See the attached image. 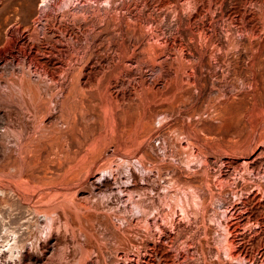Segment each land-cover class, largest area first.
<instances>
[{
    "label": "rangeland",
    "instance_id": "rangeland-1",
    "mask_svg": "<svg viewBox=\"0 0 264 264\" xmlns=\"http://www.w3.org/2000/svg\"><path fill=\"white\" fill-rule=\"evenodd\" d=\"M41 2L0 0V264H264V0Z\"/></svg>",
    "mask_w": 264,
    "mask_h": 264
},
{
    "label": "bare ground",
    "instance_id": "bare-ground-1",
    "mask_svg": "<svg viewBox=\"0 0 264 264\" xmlns=\"http://www.w3.org/2000/svg\"><path fill=\"white\" fill-rule=\"evenodd\" d=\"M31 1H32V0H31ZM50 1H51V0H42V2H41L40 5H42V4H47V3L50 2ZM26 3H27L28 6L30 5V2H29V1L26 2ZM22 4H23V3H22ZM24 5H25V4H24ZM22 6H23V5H22ZM16 20H17V18H16ZM50 25H51V24H50ZM17 28H18V27H17ZM33 28H35V27H33ZM50 28H51V27H50ZM18 29H19V28H18ZM7 30H8V29H7ZM35 30H37V29L35 28ZM35 30H33V31H35ZM11 32H12V31H11ZM11 32H10V33H11ZM45 32H46V31H45ZM47 32H48V31H47ZM5 33H6V31H5ZM29 33H30V32H29ZM13 34H14V33H13ZM33 34H34V33H33ZM38 34H39V33H38ZM14 35H15V34H14ZM6 37H8V38L10 37V38H9L10 41H11L12 38L14 39V36H11V35H7ZM45 38H46V37H45ZM40 39H41V38H40ZM9 40H7V41H9ZM17 40H18V39H16V41H17ZM7 41L5 40L6 44H7ZM10 41H9V42H10ZM16 41H15V42H16ZM39 42H40V41H39ZM44 42H45V41H44ZM57 42H58V41H57ZM12 43H13V41H12ZM12 43H10V44L12 45ZM26 44H27V43H26ZM11 45H10V46H11ZM30 46H31V45H30ZM8 47H9V45H8ZM33 47H34V46H33ZM10 48H11V47H10ZM12 48H13V47H12ZM41 48H42V47H41ZM30 49H31V48H30ZM9 50H10V49H9ZM36 50H37V49H36ZM41 50H42V49H41ZM73 51H74V50H73ZM26 52H27V51H26ZM37 52H40V53H41L40 50H39V51L37 50ZM44 52H45V51H44ZM6 53H7V52H6ZM29 53H30V52H29ZM32 53H33V52H32ZM51 53H52V52H51ZM74 53H75V52H74ZM77 53H78V52H77ZM35 54H36V53H35ZM42 54H44V53H42ZM42 54H41V55H42ZM46 54H47V53H46ZM49 54H50V53H49ZM66 55H67V54H66ZM73 55H74V54H73ZM33 56H34V55H33ZM39 56H40V55H38V56L35 55V57H36L35 59L37 60L36 63H39L40 65H42V66L44 67V65H47V64H46V61H47V60L45 61V60L41 59ZM47 56H48V54H47ZM47 56H46V57H47ZM50 56H51V55H50ZM76 56H77V55H76ZM65 57H67V56H65ZM73 57H74V56H73ZM69 58H70V57H69ZM49 59H50V58L48 57V60H49ZM59 59H60V58H59ZM71 59H72V58H71ZM73 59H74V58H73ZM30 60H31V59H30ZM34 61H35V60H34ZM6 62H7V61H6ZM12 64H13V63H12ZM48 64H49V63H48ZM53 65H54V64H53ZM55 65H56V64H55ZM35 66H36V65H35ZM59 67H60V70H61V67H62V66H59ZM59 67H58V68H59ZM73 67H74V66H73ZM62 68H63V67H62ZM14 69H15V68H14ZM22 69H23V68H22ZM27 69H28V68H27ZM12 70H13V69H12ZM45 70H46V69H45ZM56 70H57V69H56ZM23 71H24V70H23ZM37 72H38V71H37ZM46 72H47V71H46ZM49 72H50V71H49ZM53 72H55V71H53ZM59 72H61V71H59ZM59 72L56 71L55 73H59ZM62 72H63V71H62ZM16 73H17V72H16ZM26 73H27V72H26ZM32 73H33V72H32ZM34 73H35V72H34ZM1 74H2V73H1ZM11 74H12V73H11ZM19 74H20V73H19ZM49 74H50V73H49ZM52 74H53V73H52ZM60 74H61V73H60ZM35 75H36V74H35ZM53 75H54V74H53ZM63 75H64V74H63ZM11 76H12V75H11ZM14 76H15V75H14ZM22 76H23V75H22ZM30 76H31V75H30ZM36 76H37V75H36ZM50 76H51V79H52V78H53L52 75H50ZM58 76H59V74L57 75V77H58ZM20 78H21V76H20ZM22 78H23V77H22ZM24 78H25V77H24ZM27 78H28V77H27ZM27 78H26V79H27ZM40 78H41V75H40ZM45 78H46V77H45ZM12 79H13V78H12ZM30 79H32V78H30ZM49 79H50V78H49ZM56 79H57V78H56ZM72 79H73V77H72ZM4 80H5V79H4ZM20 80H21V79H20ZM27 80L29 81V79H27ZM41 80H43V78H41L40 81H41ZM45 80H46V79H45ZM54 80H55V79H54ZM54 80H53V82H54ZM57 80H58V79H57ZM59 80H60V79H59ZM7 81H8V80H7ZM21 81H22V80H21ZM71 81H72V80H71ZM76 81H77V80H76ZM11 82H12V80H11ZM23 82H24V81H23ZM49 82H50V81H49ZM51 82H52V81H51ZM68 82H70V81H68ZM1 83H2V82H1ZM26 83H27V81H26ZM28 83H29V82H28ZM31 83H32V80H31ZM31 83H30V85H31ZM55 83H56V82H55ZM76 83H78V82H76ZM7 84H8V83H7ZM18 84H20V81H19ZM21 84H22V82H21ZM37 84H38V83H37ZM3 85H4V84H3ZM5 85H6V84H5ZM23 85H24V84H23ZM33 85H34V87H35L36 84H33ZM10 86H11V85H10ZM10 86H8V87H10ZM74 86H75V85H74ZM19 87H21V86H19ZM22 87H23V86H22ZM24 87H25V86H24ZM27 87L29 88L28 90H29L30 93H33V92L35 91V89H34L32 86H27ZM41 87H42V86H41ZM37 88H38V87H37ZM62 89H63V88H62ZM59 90H60V89H59ZM0 92H1V91H0ZM28 94H29V93H28ZM38 95H39V94H38ZM41 95H42V94H41ZM41 95H40V97H41ZM42 96H43V95H42ZM26 97H27V96H26ZM30 97H31V96H30ZM33 97H34V98H33ZM28 98H29V97H28ZM32 98H33V99H32ZM32 98H30V99L33 100V103H34L35 106H36V110H33V111H34V112L36 111L35 113L39 116V115H40L39 113H40V112H41V113L44 112L43 110H44V108L47 109V106H45V105H44V102L41 100V99H43V98H40V99H39L38 96H37V94H35V92L32 94ZM44 99H45V98H44ZM67 99H68V98H67ZM3 100H4V99H3ZM45 100H46V99H45ZM49 100H50V99H49ZM49 100H47V101L49 102ZM15 101H16V100H15ZM62 101H64V100H62ZM64 102H65V101H64ZM57 103H59V102H57ZM67 103H69V102H67ZM24 104H25V103H24ZM30 104H31V103H30ZM52 104H53V101H52ZM63 104H64V103H63ZM71 104H72V103H71ZM46 105H48V104H46ZM56 105H57V104H56ZM65 105H66V103H65ZM21 106H22V105H21ZM25 106H27V105H25ZM31 106H32V105H31ZM32 107H33V106H32ZM51 107H52V106H51ZM61 107H62V106H61ZM22 108H23V107H22ZM22 108H21V109H22ZM28 108H29V107H28ZM64 108H65V107H64ZM17 109H18V108H17ZM13 110H14V109H13ZM24 110H25V109H24ZM25 111H26V110H25ZM48 111H49V109H48ZM34 112H33V113H34ZM49 112H50V111H49ZM13 113H14V112H13ZM15 113H16V112H15ZM35 113H34L33 115H35ZM44 113H45V112H44ZM44 113H43V116L47 114V113H46V114H44ZM64 114H65V113H64ZM59 115H60V114H59ZM41 116H42V114H41ZM41 116H39L40 120H42L41 118H43V117H41ZM10 117H11V116H10ZM18 117H19V116H18ZM36 117H37V116H36ZM45 117H46V116H45ZM45 117H44V119H45ZM32 118H33V117H32ZM39 118H38V119H39ZM66 118H67V117H66ZM33 120H34V119H33ZM35 120H36V118H35ZM61 120H62V119H61ZM69 120H70V117H69ZM42 121H44V120H42ZM70 121H71V120H70ZM34 122H35V121H34ZM50 122H51V121H50ZM52 122H53V121H52ZM71 122H72V121H71ZM33 124H34V123H33ZM71 124H72V123H71ZM71 124H70L69 126H71ZM39 125H40V124H39ZM36 126H37V125H36ZM46 126H48V125H46ZM55 126H56V125H55ZM57 126H58V125H57ZM33 127H34V126H33ZM71 127H72V126H71ZM38 128H39V127H38ZM38 128H36V129H38ZM44 128H46V127H44ZM22 129H23V128H22ZM22 129H21V130H22ZM27 129H28V128H27ZM36 129H35V130H36ZM41 129H42V128H41ZM56 129L59 131L58 128H56ZM63 129H64V128H63ZM18 130H19V129H18ZM49 130H50V129H49ZM53 130H54V128H53ZM57 130H56V131H57ZM60 130H61V129H60ZM68 130H69V129H68ZM70 130H71V129H70ZM72 130H73V129H72ZM23 131H24V130H23ZM36 131H37V130H36ZM39 131H41L40 128H39ZM56 131H54V133H55ZM32 132H34V129H33ZM61 132H62V131H61ZM65 132H66V131H65ZM42 133H43V132H42ZM57 133H59V132H57ZM35 134H37V133H35ZM35 134H34V135H35ZM40 134H41V133H40ZM50 134H51V136H52V133H51V132H50ZM50 134H49V135H50ZM45 135H46V134H45ZM62 135H64V134H62ZM62 135H60V136L62 137ZM26 136H27V135H26ZM31 136H32V134H31ZM47 136H48V135H47ZM71 136H72V135H71ZM24 138H25V137H24ZM52 138H53V137H52ZM65 138H66V137H65ZM26 139H27V138H26ZM49 139H50V138H49ZM56 139H57V138H56ZM24 140H25V139H24ZM32 140H33V139H32ZM40 140H41V139H40ZM52 140H53V139H52ZM62 140H64L63 137L61 138V141H62ZM54 141H55V139H54ZM65 141H66V139L64 140V143H65ZM26 143H28V142H26ZM43 143H44V142H43ZM43 143H42V144H43ZM62 143H63V142H62ZM67 143H68V142H67ZM22 144H23V142H22ZM58 144H59V143H58ZM63 145H64V144H63ZM63 145H62V146H63ZM21 146H23V145H21ZM24 146H25V145H24ZM32 146H33V145H32ZM59 146H61V145H59ZM28 147H29V146H28ZM63 147H64V146H63ZM66 147H68V146H66ZM20 148H21V147H20ZM35 148H37V147H35ZM61 148H62V147H61ZM21 149H22V148H21ZM27 149H28V148H27ZM38 149H39V148H38ZM40 149H41V148H40ZM40 149H39V150H40ZM23 152H24V151H23ZM29 152H30V151H29ZM28 159H29V158H28ZM28 163H29V162H28ZM21 165H22V164H21ZM187 199H188V198H187ZM182 200H183V199H182ZM188 200H189V199H188ZM185 201H186V199H185ZM181 202H182V201H181ZM182 203H183V202H182ZM187 203H188V202H187ZM178 204H179V203H178ZM188 204H189V203H188ZM185 205H186V203H185ZM183 207H184V205H183ZM183 207H182V208H183ZM182 210H184V208H183ZM185 210H186V209H185ZM185 212H186V211H185ZM187 212H188V211H187ZM184 216H186V215L184 214ZM187 216H188V215H187ZM187 216H186V217H187ZM156 219H157V218H156ZM187 219H188V217H187ZM230 219H231V218H230ZM227 225L229 226V224H227ZM172 237H173V236H172ZM185 238H186V237H185ZM188 238H189V237H188ZM186 239H187V238H186ZM230 241H231V239H230ZM231 242H232V241H231ZM11 245H12V246H10V248H9L10 250H12V248H14V247H13V244H11ZM232 253H236V252H233V251H232ZM122 254H123V253H122ZM125 257H126V256H125ZM127 257H129V256H127ZM122 259H123V258H122ZM123 260H124V259H123ZM116 263H117V262H116Z\"/></svg>",
    "mask_w": 264,
    "mask_h": 264
},
{
    "label": "built area",
    "instance_id": "built-area-1",
    "mask_svg": "<svg viewBox=\"0 0 264 264\" xmlns=\"http://www.w3.org/2000/svg\"><path fill=\"white\" fill-rule=\"evenodd\" d=\"M157 142H159V139H157Z\"/></svg>",
    "mask_w": 264,
    "mask_h": 264
}]
</instances>
